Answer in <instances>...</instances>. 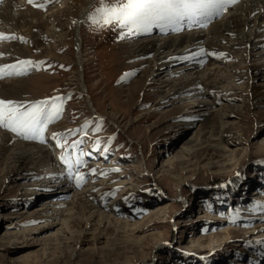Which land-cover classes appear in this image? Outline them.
Wrapping results in <instances>:
<instances>
[{
  "label": "rangeland",
  "instance_id": "374dc122",
  "mask_svg": "<svg viewBox=\"0 0 264 264\" xmlns=\"http://www.w3.org/2000/svg\"><path fill=\"white\" fill-rule=\"evenodd\" d=\"M7 1L10 0L1 3ZM36 4L41 3L16 0L14 17L19 20L10 19L9 24L17 22L20 26L18 30L7 31L5 38L0 39L3 44L19 42L18 45L26 46L23 51L13 47L12 53L0 55V65L17 64L22 60L34 62L25 74L0 77V82L8 84L10 79L21 80L27 84L26 90L17 95L18 98L16 95L0 98L28 102L62 96V112L46 126L42 140L24 139L5 127L4 131L14 134L18 140L47 148L49 159H55V171L68 180V185L61 184L63 188L77 186L75 176H68L61 155L82 151L84 164L80 171L87 175L78 189H71L69 197L85 186L89 202L112 217L129 222L147 218L151 209L159 204L164 208L157 219L149 220L148 228L140 235L122 234L114 228L105 230V238H110L105 247L116 243L121 246L114 252L103 248L104 244L93 245L91 236L85 237L87 242L72 240L70 246L64 248L59 247V238L48 243L47 234L54 233L57 226H44L32 236L22 232L12 239L5 234L6 230H12L6 226L9 223H17L13 230L25 231L49 222L35 218L33 213L46 201L47 196L39 193L52 192L56 186L48 176L29 189L23 188L27 182H4L2 173L6 169L1 164L0 212H11L12 217L0 221V264H264V243H258L264 241V211L250 208L253 202L264 201L262 89L252 86L251 80L247 87L245 78L232 77L237 85L244 84L243 92L222 94L232 100L227 111L224 106L228 101H221V91L202 86L209 98L215 100L220 115L231 110L221 134L224 144L237 152L233 158L221 154L216 159L209 146L190 155L189 161L197 163L195 167L190 166L187 159L180 164L177 161L169 173L162 168L163 160L180 149L183 140L178 136L179 128L195 133V128L192 130L195 123L190 124L192 114L182 115L185 110L176 104L158 100L162 93L144 83L145 66L125 49L124 43L129 38L121 37L119 27H99L88 19L89 13L98 6V0L92 2L80 31L77 29L83 38L80 54L75 51L74 23L87 6V0H51L41 8ZM44 8L43 26L26 14ZM28 28L35 36L33 39L20 33V29L28 33ZM252 60L245 63L248 68L262 58ZM181 63L182 60H178L176 65ZM225 63L229 65L230 61L219 66L225 67ZM226 68L233 74V67ZM159 75L164 77V74ZM78 129L83 131H76ZM80 140L83 143L72 149V142ZM89 140L90 149L85 151V142ZM209 158H214L213 163H207ZM125 164L134 167L122 168ZM49 168L47 163L39 171L45 174ZM117 168L119 171H111ZM236 209L239 213L234 215ZM74 247L78 249L75 252Z\"/></svg>",
  "mask_w": 264,
  "mask_h": 264
},
{
  "label": "bare ground",
  "instance_id": "6f19581e",
  "mask_svg": "<svg viewBox=\"0 0 264 264\" xmlns=\"http://www.w3.org/2000/svg\"><path fill=\"white\" fill-rule=\"evenodd\" d=\"M1 1L0 20L2 21H0V32L7 35V31L17 29L19 25L17 22L9 24L10 19L12 21L15 20L16 0H10L5 3H1ZM93 1L87 0V6L83 10L81 9L82 12L78 20H83ZM37 2L47 6L51 0H37ZM45 12L44 8L42 11L35 9L28 11L26 14L31 18L35 17L37 22L43 26L45 22L41 18L44 17ZM16 20L18 21L19 19L17 18ZM77 21L74 23V28L79 23ZM201 24L203 26H189L186 24L182 30L178 31L170 28L162 30L159 26H153L149 32L125 34V38H129L124 43L125 49L130 50V54L134 55L135 59L145 66L143 71L145 75L144 83L146 82L150 86V89L162 93L158 99L159 101L176 104L175 106L185 110L181 113L182 115L191 113L190 124L195 123L192 128V130L195 128L194 134H191L187 128H179L178 136L183 140L180 149L174 156H171L166 161L163 160L164 165L162 168H166V171L169 173H172L174 170L175 162L178 161L180 164L181 161L186 159L190 162V155L209 146L214 150L216 159L224 154L233 158L237 152L236 149L230 150L222 141L221 133L224 125L230 119L228 116H231V110L230 112H221L220 115L219 110L216 109L215 100L209 98L204 89H201L202 86L210 87L215 91L219 90L221 91V95L235 94L243 92L242 85L245 84L249 87L251 80L252 86L262 89L260 94L264 97V72H262L264 69V0H236L235 3L229 4L221 15L211 19L206 25L203 22ZM22 26L25 27V25ZM28 29L30 30V28ZM20 31V33H25L26 37H28L27 35L32 39L35 37L31 30L28 33L26 29H20ZM79 31L75 29L77 54H80V45H82L81 33ZM49 33L51 34V31ZM18 44L19 42L8 44L1 42L0 55L12 53L13 47H17L16 50L21 51L27 49L25 45ZM200 49H203L204 52L198 54ZM212 53L216 54L213 55ZM219 53H224V55H219ZM9 58L11 59V57ZM258 58H262V60L253 63L249 68L245 65L249 61L251 63L252 59L257 60ZM178 60H182L181 65H176ZM233 60L234 62H232ZM227 61H230L229 65L225 63V67L219 66L221 63ZM226 67H233V74H230ZM238 70L243 72L237 74L236 71ZM159 74H164V77L160 78ZM234 76H241V78H245L246 82L237 85L235 79L231 80ZM17 80L10 79L8 80L10 81L9 84L0 82V97L4 95H16L15 98H18L19 96L17 95L23 94L26 90L24 86L27 84L21 80ZM82 87L86 93L88 89L84 82L82 83ZM14 91H18L17 94H14ZM223 95L221 96V101L222 99L228 101L225 102L224 109L226 108L229 111L227 105L232 100L226 99ZM95 110L98 112L96 108ZM3 128H0V165H5L6 169L5 173H2L4 182L6 180L27 182L23 184V188L29 189L28 187H34L38 182H42L44 177L48 176L53 179L54 186H56L52 189V192L39 193L42 196H47L46 201L44 200V203L38 206L35 210L36 212L33 213L35 218L49 222L46 224L41 223L32 228L29 227L27 230L24 229L25 231L13 230L17 228V223H9L6 226H10L9 228L12 230H6L5 234L9 235L12 239L18 238L17 235L22 232L25 233V236H32L38 232L37 230H42L44 226H57L54 233L50 232L47 234L46 240L48 243L54 238H59V247H68L72 240L79 239L87 242L85 237L91 236L90 240L93 242V245L104 244L103 248H109V250L114 252L118 251L121 246L116 243V245H107L105 247L110 241L109 237L105 238L107 234L105 230L114 228L115 231L122 232V234L129 232L130 236H134V234L140 235L145 227H147L149 220L153 221L157 219L164 208L163 205L159 204L151 209L150 215L147 218L129 222L112 217L111 214L102 211L101 208L89 202L85 195L89 191L85 186L82 187L79 193L74 192V195L69 197L71 189L76 190L78 188L72 185H70V187L72 186L70 189L61 186V184H67L68 180H65L64 176L62 177L55 171L56 162H54V158L49 159V150L31 141L24 142L18 140L19 138H16L14 134L6 130L4 131ZM188 132L191 135H187ZM206 139L207 141H205ZM210 141H212V144L209 143ZM262 141L264 142V139ZM213 160L214 158H209L207 163L210 164V161L213 163ZM47 163H49L50 168L43 174V171L39 170H42L43 166L47 165ZM189 165L195 167L197 163ZM133 167V164H125L122 168L133 169ZM35 171L39 172L33 175ZM23 212L25 211L23 210ZM11 215V212H0V221L5 218L9 219V217H12ZM105 242L107 243L105 244ZM77 250L74 247L73 252Z\"/></svg>",
  "mask_w": 264,
  "mask_h": 264
},
{
  "label": "snow or ice",
  "instance_id": "6c2138e0",
  "mask_svg": "<svg viewBox=\"0 0 264 264\" xmlns=\"http://www.w3.org/2000/svg\"><path fill=\"white\" fill-rule=\"evenodd\" d=\"M28 2L33 3V0ZM235 2L236 0H98V6L89 13L88 19L99 27L110 25L119 27L121 37L125 34L149 32L153 26H159L162 30L170 28L178 31L182 30L186 24L203 26L201 24L203 22L206 25L211 19L221 15L229 4ZM35 6L44 7L45 5L36 4ZM3 38L5 33L0 32V39ZM203 52L204 50L200 49L198 54ZM33 64L31 60H22L17 64L0 65V77L25 74L28 67ZM63 101L62 96L28 102L0 98V127H5L27 140H42L46 126L61 114ZM76 131H83V129ZM53 136L55 138L57 134L54 133ZM99 142L97 139V143ZM82 143L83 140L74 141L71 148L77 149ZM82 155L80 151L75 155L68 153L60 157L68 170V176L70 178L75 176L77 187L87 175L80 171V166L84 164ZM91 171L94 173L96 169ZM111 171H119V169H111ZM250 208L253 211H264V201H255ZM238 213L239 209H236L234 215ZM258 243H264V241Z\"/></svg>",
  "mask_w": 264,
  "mask_h": 264
},
{
  "label": "water",
  "instance_id": "95a60500",
  "mask_svg": "<svg viewBox=\"0 0 264 264\" xmlns=\"http://www.w3.org/2000/svg\"><path fill=\"white\" fill-rule=\"evenodd\" d=\"M75 29H80V21H79V23L75 26ZM81 39V38H80ZM76 50H77V47H76ZM79 72H81L80 74H81V76H82V66H80L79 67ZM85 92V91H84ZM88 104H89V102H88ZM89 106H90V104H89ZM261 157H264V155L263 156H261ZM257 158V157H256Z\"/></svg>",
  "mask_w": 264,
  "mask_h": 264
},
{
  "label": "trees",
  "instance_id": "16d2710c",
  "mask_svg": "<svg viewBox=\"0 0 264 264\" xmlns=\"http://www.w3.org/2000/svg\"><path fill=\"white\" fill-rule=\"evenodd\" d=\"M148 176V175H147ZM150 180V179H149Z\"/></svg>",
  "mask_w": 264,
  "mask_h": 264
}]
</instances>
